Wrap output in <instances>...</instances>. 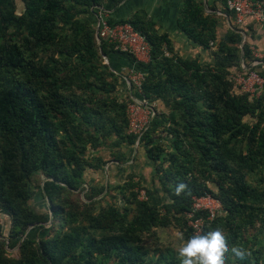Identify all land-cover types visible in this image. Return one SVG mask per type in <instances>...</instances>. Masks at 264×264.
<instances>
[{
    "label": "trees",
    "instance_id": "trees-1",
    "mask_svg": "<svg viewBox=\"0 0 264 264\" xmlns=\"http://www.w3.org/2000/svg\"><path fill=\"white\" fill-rule=\"evenodd\" d=\"M21 1L25 10L15 16L13 0H0V40L7 36L8 29H13L8 41L0 43V174L12 181L17 174L31 175L41 171L51 179L43 188L52 223L51 230L46 229L43 223L49 221L48 214L35 215L16 206L14 193L20 194L26 182L0 181L1 203L6 212L13 215L11 238L23 236L25 229L33 224H39L43 233L46 231L38 241L25 238L20 245L19 258L9 260L0 256V264H107L113 258L114 264H180L171 255L149 262L148 250L141 246L140 234L167 226L166 214L171 210L179 219H184L187 226L185 213L190 210L192 197L206 193L219 199L226 216L206 222L202 233L217 226L232 229V218L238 216L248 215V224L257 218V213L250 211H255L254 205L264 198V186L261 191L257 190L247 183L246 176L264 173V94L257 98L245 93L232 94L234 82L226 70L234 67L236 72H242L241 55L246 66L253 60L248 42L239 47L241 28L235 25L216 44L214 68H211L200 65L197 60H184L175 55L168 35L157 33L155 23L143 11H137L118 22L129 23L146 38L151 50L149 61L144 63L114 50L107 41L98 46L93 7L101 5L102 0ZM219 1L225 6V0ZM223 11L231 17L226 6ZM217 24L216 16L206 13L202 2L184 0L177 26L190 41L204 49L213 47L217 41ZM64 26L72 31L70 37H62ZM32 43L35 48L31 50ZM55 48L63 59L62 64L57 66L54 62L46 68L35 65L38 51ZM111 54L128 58L132 68L143 74L140 98L148 103L165 95L171 99L172 109L167 118L155 112L138 142L145 148L146 158L154 162L156 172L160 173L158 180L169 193L171 202L162 205L163 214L147 200L137 199L133 189L139 185L133 180L119 188L125 203H136L132 220H128L127 206L119 211L114 205H107L93 214L92 207L75 212L65 210L56 202L63 191L77 190L83 183V172L89 165L81 161L79 155L84 154L87 143L92 140L93 146L99 145V133L123 138L121 131L128 127L127 106L135 98L130 97L122 103L109 98L119 78L110 61ZM104 58L109 61L107 64ZM67 60L82 66L80 74L84 75V80L77 83L78 86L104 95L96 106L61 93L64 88L58 84V79L68 67ZM259 73L263 75L264 70ZM42 76L53 86L46 103L59 112L58 120H53L46 103L40 100L38 91L32 86V79ZM245 116L255 117L256 124L251 126L243 122ZM166 120L173 125L167 132L173 139L168 145L172 150L167 154L165 147L153 137ZM126 139L129 146L136 142L133 134ZM238 139L246 140V154L229 146L230 141ZM17 160L18 167L9 166ZM165 163L167 167L164 168ZM262 181L264 178L260 177L258 182ZM170 182L173 186L166 188ZM180 182L188 187L185 193L177 196L175 186ZM208 184L217 186V192ZM127 189L132 190L128 196ZM140 189L144 190L146 198L154 193V190L139 186ZM188 232L193 235L190 228ZM228 243L230 247H239L232 240L228 239ZM231 263L229 256L227 264ZM236 263L264 264V247L252 257L237 259Z\"/></svg>",
    "mask_w": 264,
    "mask_h": 264
},
{
    "label": "rangeland",
    "instance_id": "rangeland-1",
    "mask_svg": "<svg viewBox=\"0 0 264 264\" xmlns=\"http://www.w3.org/2000/svg\"><path fill=\"white\" fill-rule=\"evenodd\" d=\"M13 3L14 15L20 16L23 14L25 10L24 2L21 0H13ZM221 4V7L218 8H216V5L214 4L211 10L216 12L224 10V5L222 2ZM214 15L218 20V31L216 34L217 41L213 46V52L217 50L216 44H218L220 40L224 39L229 29H234L232 24L227 26L225 21H222V18H220L217 14ZM146 16L148 17L147 14ZM12 30L13 29L10 28L6 31L7 36L3 37L0 40V43H6L8 41V34ZM71 32L72 31L68 27L64 26L62 37H70ZM23 35L24 32L20 34V37ZM240 45L241 42L239 47ZM34 48L35 46L32 43L31 50ZM57 50L58 49L55 48L38 51L36 53V61H34L35 65L37 67L46 68L50 67L49 65H53L54 62L57 66L58 64H62L63 59L61 58V55L58 54ZM66 64L68 66L66 71L61 73L60 79H58V84H62L64 88L61 93L65 96H72V98H80L82 101H90V103H95L96 106V102L104 98V95L99 93L93 94L88 87L85 88L83 86L82 88L78 86L77 83L84 80V75L80 74L82 66L75 62L73 63L72 60H67ZM206 65L214 68V61ZM59 67L64 69L63 66ZM226 70L229 72V79H231L232 75L236 73V68L234 67H228ZM98 71H100L99 66ZM116 75L119 77L116 82L117 85L114 92L109 95V98H113L115 101L121 103L127 102L130 97L140 101L144 100L140 98V92L136 89L133 83H129L132 75L128 72L125 73V71H116ZM70 81H73V83L70 84ZM32 86H34V88L38 91L42 102L46 103L47 100L50 99V92L53 91V86L50 84V80L47 77L42 76L33 78ZM231 93L240 94V91L236 87L235 83L231 88ZM145 102L149 108L153 109L154 112L159 113V115H162L165 118H167L172 109L169 95H165L150 103H148L147 100H145ZM262 102L264 106V96L262 98ZM92 106H94V104H92ZM46 107L52 114L53 120H58L60 117L59 112L57 110H53L47 103ZM243 122L252 126L256 124L257 119L255 117L245 116L243 118ZM172 126L173 125H170L169 121L166 120L159 125L156 132L153 134L154 140H156L158 144L165 147L166 150L164 152L166 154L172 150L168 145L173 139L172 136L167 133L168 129ZM121 133L123 138L117 137L113 134L105 135V133H99L101 136L99 139V145L93 146L92 144L94 142L92 140L87 143L86 151L83 155H79L80 160L89 165L84 169L83 183L77 190H65L61 193V195L56 199V202L61 205V207L65 210L75 212L84 211L87 208L92 207L91 212L93 214H97L99 208H104L107 205H114L119 211H122L124 206H127L128 220H132L135 215L136 203L134 201L125 203L119 188L124 186L128 180H133L140 187L154 190V193L149 198H146L144 190H138L139 186L135 187L133 192L137 193V199L140 201L147 200L149 204L159 207L162 214L164 213L162 205L169 204L171 201L169 193L166 191L165 186H163V182H159L158 180L160 173L158 174L156 172L157 167L154 165V162L149 161L146 158L145 148H143V146H139L138 144L137 146L135 144L132 146L127 145L126 137L131 134L128 127H124ZM225 138L226 137H224V139ZM187 142L188 141H185V143ZM229 146L233 147V149L237 152H241L243 154H246L247 152L246 140H232L230 141ZM1 162L2 159L0 157V163ZM14 162L15 163L11 165H9V162H7V164L12 168H16V166L18 167V160ZM158 164L160 168L161 164ZM165 167H167V163L164 164V168ZM260 177L264 178V173L262 175L248 174L246 176V181L256 187L257 190L261 191V188L264 186V181L258 182ZM0 181L26 182L25 186L22 188L23 191L20 194L16 195L17 193H14L16 206L22 211L30 212L35 215L48 214L49 221L44 222L43 226L46 229L51 230L49 227L52 223V216L49 210L50 205L43 188L44 183L51 181V179L47 178L43 172L35 171L31 175L17 174L12 178V181H7V179L0 174ZM172 184L174 183L170 182V184L166 185V188H171L173 186ZM208 187L213 192H217V186L214 184H208ZM130 192H132V190L127 189L125 192L126 196L130 195ZM254 206L257 209L255 211L251 210L250 212L252 214L257 213V218L252 220L250 224L247 223L249 216L246 215L244 217L238 216L232 218V229L225 228L224 226L216 227L221 228L227 236V239L237 242L240 248L247 251V256L251 257L255 251H258L262 246L264 247V198H262L261 201L257 202ZM166 216L169 221L167 226L152 228L148 232L140 234L141 246L148 250V256L146 258L149 262L151 261V263H153L158 257L160 258V256L167 255H171L175 260H179L175 249L180 246V237L183 236L184 239H187L191 236L190 232H188L187 226L184 224V219H179V215L174 214L172 210L170 213L166 214ZM225 216L226 212H222L220 218H224ZM12 217V214L6 212L4 205L0 200V249L3 250V253L0 252V256L9 260H16L20 256V245L25 238L38 241L46 231L43 233V229L38 227L39 224H33L29 225L25 229L23 236L17 239H12ZM78 218H80V216ZM54 227L57 228V223L54 224ZM235 232L236 234H234ZM229 256L232 260L231 264H237V259L231 254H229ZM107 264H114V258Z\"/></svg>",
    "mask_w": 264,
    "mask_h": 264
},
{
    "label": "built area",
    "instance_id": "built-area-1",
    "mask_svg": "<svg viewBox=\"0 0 264 264\" xmlns=\"http://www.w3.org/2000/svg\"><path fill=\"white\" fill-rule=\"evenodd\" d=\"M225 6L231 12L234 24L242 29L239 33L243 39L246 36L247 25L255 24L264 27V1L225 0ZM93 9L95 10L96 19V41L97 39L100 42L107 41L114 46V50L120 53H127L136 61L144 63L149 61L151 48L140 32L136 31L127 22H109V13L102 4L94 6ZM250 52L253 59L251 63L246 66L244 61L240 62L242 72L234 73L231 79L240 93L248 94L250 98H257L264 94V74L261 75L259 73L264 70V49L250 46ZM104 60L107 63V59L104 58ZM128 73L132 75L129 83H133L136 89L140 90L143 74L133 68ZM142 102L146 104L145 100H142ZM126 113L129 132L136 136L135 144H138L141 135L149 127L155 112L148 106H144L133 99V103L128 104ZM222 212L221 202L213 195L206 193L201 196H194L191 199L190 210L185 213L187 226L192 230V234L202 233L205 223L214 220Z\"/></svg>",
    "mask_w": 264,
    "mask_h": 264
},
{
    "label": "crops",
    "instance_id": "crops-1",
    "mask_svg": "<svg viewBox=\"0 0 264 264\" xmlns=\"http://www.w3.org/2000/svg\"><path fill=\"white\" fill-rule=\"evenodd\" d=\"M202 2L205 12L217 14L227 26H235L233 16H227L223 10L216 12L211 8L221 7L219 0H196ZM184 0H104L102 5L108 11L110 19L120 21L130 18L135 12L143 11L155 23L159 34H167L172 44L173 53L184 60H197L200 65L210 64L214 60L213 47L204 49L192 41L178 28L177 18ZM225 10V6H224ZM218 11V10H217ZM218 29H216L217 34ZM244 41L251 46L264 49V27L255 24L246 26ZM110 61L117 71L125 73L132 69L128 58L111 54ZM109 61L107 60V63Z\"/></svg>",
    "mask_w": 264,
    "mask_h": 264
},
{
    "label": "clouds",
    "instance_id": "clouds-1",
    "mask_svg": "<svg viewBox=\"0 0 264 264\" xmlns=\"http://www.w3.org/2000/svg\"><path fill=\"white\" fill-rule=\"evenodd\" d=\"M187 185L183 182L176 184L175 195L186 192ZM177 252L180 264H227L229 254L236 259L247 258V251L235 245L229 246L227 236L221 228L206 233H194L187 239L180 237Z\"/></svg>",
    "mask_w": 264,
    "mask_h": 264
},
{
    "label": "water",
    "instance_id": "water-1",
    "mask_svg": "<svg viewBox=\"0 0 264 264\" xmlns=\"http://www.w3.org/2000/svg\"><path fill=\"white\" fill-rule=\"evenodd\" d=\"M243 42H244V39L242 38V41H241V45L240 46H242L243 45ZM97 44H98V46H100V44H101V42L97 39ZM240 62H243V56L241 55V57H240ZM249 68H251V66H249ZM136 100V102H138V103H140V104H142V105H144V106H147L145 103H143L142 101H140V100H138V99H135ZM155 115V114H154ZM153 115V116H154ZM153 116H152V118H153ZM152 118H151V120H152ZM136 146H137V144H135Z\"/></svg>",
    "mask_w": 264,
    "mask_h": 264
}]
</instances>
